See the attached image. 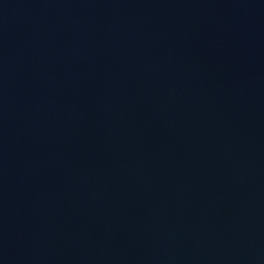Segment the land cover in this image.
Segmentation results:
<instances>
[{
	"label": "water",
	"instance_id": "1",
	"mask_svg": "<svg viewBox=\"0 0 264 264\" xmlns=\"http://www.w3.org/2000/svg\"><path fill=\"white\" fill-rule=\"evenodd\" d=\"M0 264H264V0H0Z\"/></svg>",
	"mask_w": 264,
	"mask_h": 264
}]
</instances>
